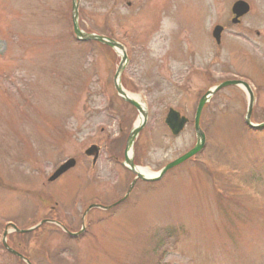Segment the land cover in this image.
<instances>
[{"label": "rangeland", "instance_id": "374dc122", "mask_svg": "<svg viewBox=\"0 0 264 264\" xmlns=\"http://www.w3.org/2000/svg\"><path fill=\"white\" fill-rule=\"evenodd\" d=\"M229 1L81 0V29L125 47L122 83L147 108L138 167L157 173L190 151L200 100L228 80L249 83L252 121L264 123V0H252L260 16L244 24L262 35H226L218 47L208 29L229 16ZM72 15V0H0V243L9 223L80 227L90 204L117 201L134 179L110 159L141 118L114 89L121 55L78 41ZM170 109L190 120L178 137L164 123ZM247 110L244 90L218 92L202 113L205 150L137 184L115 212L89 214V237L45 225L24 236L10 228L9 241L32 264H264V130L247 127ZM92 144L103 152L95 167ZM69 159L77 167L49 183ZM0 264L26 263L0 244Z\"/></svg>", "mask_w": 264, "mask_h": 264}, {"label": "water", "instance_id": "95a60500", "mask_svg": "<svg viewBox=\"0 0 264 264\" xmlns=\"http://www.w3.org/2000/svg\"><path fill=\"white\" fill-rule=\"evenodd\" d=\"M79 5H80V0H72V13H73L72 22H73V27H74V33H75L77 39L79 41H95V42L101 43L103 45H107V46H109V47H111L113 49H116V48L117 49H121L124 52V56L122 58L121 64L119 66V69H118V72H117V75H116V88H117V91H118L119 95L126 102L130 103L135 108H137L139 113L143 116L142 122L140 124H138L133 129V131L130 134L129 141H128V146H132L135 138L138 136V134L141 132V130L145 127V125L147 123L148 114H147V111L145 109H143L139 103L131 100L128 97V95L122 89L121 84L118 81L120 76H121V71H122L125 63L127 62V55L125 53V49H124V47L121 44L117 43L116 41H114L112 39L101 37V36L96 35V34H87V33L83 32L80 29V26H79ZM240 5H243V4H240ZM216 38L218 40L219 39V35H217ZM229 86H237V87L244 88L246 90L247 94H248L249 105H248V111H247V115H246V119H245L247 125L251 129H255V130H260V129L264 128V124L257 126V125H253L251 123V116H252L253 105H254V94H253L250 86L247 83L242 82V81H227V82L215 87L213 90H210L201 99V101L199 103V106H198V109H197V113H196V117H195V130H196V135H197V144H196L195 148L193 150H191L185 156H183L180 159L176 160L175 162L169 164L155 178H147V177H144L143 175L139 174L137 172L135 166L133 165V163H131V161H129V159H127V161L132 166L133 172L137 175V179H141L143 181L159 180L169 170L173 169L174 167L182 164L184 161H186V160L190 159L191 157L195 156L196 154H198L204 148L205 143H206V137H205V134L202 132V130L200 128V118H201V114H202L203 108L217 92H219L221 89L229 87ZM165 123L169 127V129L171 130L173 135L177 136L185 129V126L188 123V119L185 118V117H181V115L178 112H176L174 110H170V112L168 113V115L166 117ZM95 149L96 148L93 147L92 149L88 150L86 152V155L89 156V155L93 154ZM74 165H75V161L70 160L68 163L63 165L53 175V177L51 178V181H54V180L58 179L63 173H65L67 170H69ZM131 190H132V187H131L130 191Z\"/></svg>", "mask_w": 264, "mask_h": 264}, {"label": "flooded vegetation", "instance_id": "af4514ba", "mask_svg": "<svg viewBox=\"0 0 264 264\" xmlns=\"http://www.w3.org/2000/svg\"><path fill=\"white\" fill-rule=\"evenodd\" d=\"M238 1H245L246 3L249 4L250 6V10L248 13L246 14H243L240 12V8L238 9V12H234L233 11V8L235 6V4L238 2ZM230 5H229V16L225 19L222 20V23H217L216 25H214L213 27H209L208 29V32H209V35L210 34H213L215 28L217 26L219 27H222V31L220 32V35H221V44H223V36H226V35H231V34H235V35H248V34H251V35H256V36H260L262 35V31H260L259 29H254V30H251V27H244V24L246 23V21L248 20V18L254 14H258V16H260V11H259V8L258 6H256V4L252 1V0H234L232 3L229 1ZM259 4H262V2H259ZM262 8L264 9V6H262ZM256 9H258V11L256 12ZM239 12L241 14H239ZM256 12V13H255ZM250 25V24H249ZM252 25V24H251ZM233 28H236V29H233ZM121 151V150H120ZM117 152L119 155L121 154L122 156V153L121 152ZM123 157L125 155V151H123ZM117 153H114L110 159L112 161H114L115 163H120V158L118 156H116ZM100 159H101V155H100V158L98 160V162H100ZM90 179H92V174H90ZM118 187L119 188H124L125 186V183L123 180L119 181L118 182ZM119 200V199H118ZM116 202V201H115ZM42 222H44V225L42 227H44L45 225H54L56 227H58L59 229H61V227H59L58 225H56L55 223L58 222L60 223L59 221H57L56 219H44L42 220ZM12 224L9 223L5 226L4 228V232H3V235L5 234V232L9 229V227L11 226ZM62 230V229H61ZM66 235L67 237L69 238H72V239H83V237L87 236V234L89 233V227L88 225H86V223L82 222L80 227H77L76 224L72 225V226H66ZM7 239V243H8V246L11 248L12 251L20 254L21 256H24L25 255L20 251V249L17 247L15 248L14 245L15 243H12L11 240L9 241V235L6 237ZM3 248L5 249L4 247V241H3V236H2V241L0 243ZM5 251L9 254H11L13 257H16L17 259H19L16 255H14L13 253L11 252H8L6 249ZM21 260V259H20Z\"/></svg>", "mask_w": 264, "mask_h": 264}, {"label": "bare ground", "instance_id": "6f19581e", "mask_svg": "<svg viewBox=\"0 0 264 264\" xmlns=\"http://www.w3.org/2000/svg\"><path fill=\"white\" fill-rule=\"evenodd\" d=\"M129 98H131V99H133V100L139 102L140 104H143L142 101H141V99H140V97H137V96H135V95H129ZM143 107H144V106H143ZM140 122H141V119H139L137 125L140 124ZM138 171H139L140 173L144 174L146 177L154 176L151 172L146 171V170H143V169H139Z\"/></svg>", "mask_w": 264, "mask_h": 264}]
</instances>
